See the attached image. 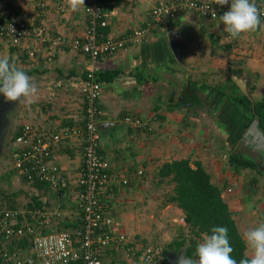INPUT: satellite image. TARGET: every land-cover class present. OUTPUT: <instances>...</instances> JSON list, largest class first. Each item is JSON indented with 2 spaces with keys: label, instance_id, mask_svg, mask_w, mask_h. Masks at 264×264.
Masks as SVG:
<instances>
[{
  "label": "crops",
  "instance_id": "1",
  "mask_svg": "<svg viewBox=\"0 0 264 264\" xmlns=\"http://www.w3.org/2000/svg\"><path fill=\"white\" fill-rule=\"evenodd\" d=\"M62 1L64 12L57 8ZM159 1L165 0H103L107 26L99 28V33L103 37H119L144 28L151 8ZM74 2L0 0V16L16 17L31 26L42 24L50 36L80 39L87 26L86 16L83 5L77 4L73 10ZM217 19L193 13L178 15L150 31L143 42L104 56L96 64L95 74L101 85L99 151L116 179L101 192L100 201L113 219V234L124 235L131 243L108 247L103 264H140L138 254L127 256L126 248L156 242L163 245L181 235L185 228L183 213L164 201V193L171 187L157 188L154 177L166 162L188 159L193 167L200 164L211 182L221 189L242 237L259 221L264 223V215L260 216L264 214V203L255 219L248 217L241 205L243 196H248L244 194V176H253L258 182L261 171L246 169L237 174L229 162L248 122L227 98L240 91L246 94L236 79L243 81L246 91H252L248 96L264 85V29L242 34L235 40L224 39L227 34ZM0 56L14 58L38 89L34 96L22 97L18 102L5 103L0 96V114L4 111L1 127L7 130L10 125L14 135L8 158L0 161V210L10 205L31 208V197H37L41 202L38 208L61 213L59 220L45 228L48 233L60 232L56 231L58 227L61 232L75 233L81 226L76 197L82 138L64 139L52 148L50 162L64 179L57 188H36L25 182L14 168L12 156L17 149L14 139L23 125L54 132L63 127H82L85 113L81 86L86 77L87 56L78 50L59 48L54 60L47 62L46 45L33 37L18 47L2 40ZM128 116L140 119L146 128L128 125ZM233 121L238 125L235 134ZM253 208L257 210L256 206ZM248 212L251 216L254 211ZM19 224L25 225L23 220ZM38 229V233L43 231ZM3 247L19 249L22 258L31 254L30 238L13 240ZM249 251L246 249L247 255Z\"/></svg>",
  "mask_w": 264,
  "mask_h": 264
},
{
  "label": "built area",
  "instance_id": "2",
  "mask_svg": "<svg viewBox=\"0 0 264 264\" xmlns=\"http://www.w3.org/2000/svg\"><path fill=\"white\" fill-rule=\"evenodd\" d=\"M257 6L264 12V5L258 3ZM57 8L60 12L65 11L63 1ZM229 8L230 2L220 6L216 4V0L159 1L151 8L144 28L119 37H103L99 33V28L107 26L103 2L86 0L83 11L87 26L80 39L66 35L50 36L42 24L31 26L16 17L6 19L0 16V42L4 40L18 47L26 39L33 37L37 43L46 45L47 62L54 60L59 48L78 50L86 55L88 60L86 77L81 86L85 113L82 127H63L54 132L47 129L38 131L31 125H23L14 139L17 149L12 156L14 168L26 178L27 183L33 184L35 180H39L57 188L64 179L60 176L59 169L50 162L52 148L61 140L79 136L82 138V166L77 180L76 197L77 207L81 212V226L75 233L41 234L37 232V228L45 229L53 221L59 220V211L27 207L0 210V264H103L102 257L108 247L131 244L124 235L113 234V219L105 213L100 201L101 192L116 179L114 180L111 174L109 162L99 151L101 85L95 74L96 64L104 56L115 54L128 45L143 42L150 31L161 28L168 19L191 13L207 19H216L212 16L213 12L218 18ZM261 21L264 22V16H261ZM125 122L135 128L147 126L132 116L126 117ZM26 218H32L36 228L27 223ZM20 220H23L25 225H20ZM26 237L31 241V254L28 257L22 258L19 249L9 250L3 247L6 243ZM126 254H138L140 264H162L164 259L163 247L157 244L133 245L126 248Z\"/></svg>",
  "mask_w": 264,
  "mask_h": 264
},
{
  "label": "trees",
  "instance_id": "3",
  "mask_svg": "<svg viewBox=\"0 0 264 264\" xmlns=\"http://www.w3.org/2000/svg\"><path fill=\"white\" fill-rule=\"evenodd\" d=\"M256 3L264 5V1L261 0L256 1ZM227 98L246 119L248 122L247 127L253 120H257L259 129L264 132V100L254 101L241 91L227 96ZM236 124V122L233 123V125ZM229 162L237 174L246 169L254 171L259 168L252 159L244 154L239 155L233 152L229 156ZM154 177L157 181V188L163 185L171 187L167 193H164V201L174 204L182 211L185 223L181 235L172 242L166 243L163 247L164 259L162 264H167L166 255L170 251L178 253L181 249H184L185 257L195 258L194 252L197 243L201 242L204 234H210L213 226L228 227L229 239L234 248L232 255L237 261L247 255V248L242 235L226 201L221 196V189L211 182L210 175L200 164L195 163L193 167L188 159L166 162L158 169ZM244 178L247 180L244 185V194L254 196L258 188L257 179L250 175H245ZM23 180L26 182L25 177ZM33 184L36 188L44 185L48 186V184L39 180H35ZM31 199L34 202L33 205L31 204L32 206L29 203L31 208L40 207L41 202L37 201V197H31ZM9 208H12V206L10 205ZM30 221L26 222L34 223L32 218H30ZM60 228L58 227L56 231H63ZM42 230L41 234L53 233H48V229Z\"/></svg>",
  "mask_w": 264,
  "mask_h": 264
},
{
  "label": "clouds",
  "instance_id": "4",
  "mask_svg": "<svg viewBox=\"0 0 264 264\" xmlns=\"http://www.w3.org/2000/svg\"><path fill=\"white\" fill-rule=\"evenodd\" d=\"M229 2V10L218 19L216 13H212L223 25L222 31L227 34L224 39L235 40L242 34L264 29V22L261 21L264 12L258 8L256 0H216L220 6ZM77 4L84 6V0H75L73 10H76ZM37 91L32 77L17 66L14 58L0 56V96L5 103L18 102L22 97L34 96ZM242 239L250 254L237 261L232 255L234 248L228 227L213 226L210 234H204L201 242L197 243L195 258L185 257L182 264H264V223L247 229Z\"/></svg>",
  "mask_w": 264,
  "mask_h": 264
},
{
  "label": "water",
  "instance_id": "5",
  "mask_svg": "<svg viewBox=\"0 0 264 264\" xmlns=\"http://www.w3.org/2000/svg\"><path fill=\"white\" fill-rule=\"evenodd\" d=\"M170 40L172 48L174 49L175 45L171 34ZM236 83L243 91H245L243 81L236 79ZM1 131H3V128L0 126V134ZM234 153L239 155H247L250 159L254 161L256 165L259 166V168L264 169V132L259 129L257 120H253L250 123V125L244 132L241 140L237 144ZM183 258H185L184 249H181L178 253L170 251L166 255L167 264H182Z\"/></svg>",
  "mask_w": 264,
  "mask_h": 264
},
{
  "label": "rangeland",
  "instance_id": "6",
  "mask_svg": "<svg viewBox=\"0 0 264 264\" xmlns=\"http://www.w3.org/2000/svg\"><path fill=\"white\" fill-rule=\"evenodd\" d=\"M251 92L252 91H248V89H247V91L245 90L246 94H249ZM253 95H254V97H253ZM253 95L252 96H248V97H251L254 101H256V100H259V101L260 100H264V85L261 84L256 89V92L253 93ZM8 119L11 120L12 119V115H10V117ZM233 123H235V122L233 121ZM237 131H238V125H233V134H235ZM13 136L14 135L12 133V128H11L10 125H9V128L7 130L3 128V131H1V134H0V161L1 160H5V159L8 158L7 154L9 152V150H10L9 146H10V142H11V139L13 138ZM259 169L261 171L260 172L261 174L258 175V176L256 174H254L260 180V181L258 180V185H259L258 188H257V192L258 193H256V195L250 196V197H249V195L246 196L245 198L243 196V199L240 200L241 201V205H243L242 208H244L246 213H248V217H253L254 219L259 216L260 213H258V210L260 211V209L262 208L263 203H264V169L263 168H259ZM238 187H239V185H238ZM254 206L257 207V210H255L253 208ZM248 209H251V211L252 210L254 211L251 214V216H250V214L248 212ZM263 215L264 214L262 213L260 216H263ZM259 220H261V219H259ZM255 222H258V219H256ZM260 223H262V221H259L257 224L259 225ZM156 244L157 245L159 244L160 246L164 247L166 243L162 245V244L156 242ZM23 253H25V252H23ZM249 254H250V251L248 252V255Z\"/></svg>",
  "mask_w": 264,
  "mask_h": 264
},
{
  "label": "flooded vegetation",
  "instance_id": "7",
  "mask_svg": "<svg viewBox=\"0 0 264 264\" xmlns=\"http://www.w3.org/2000/svg\"><path fill=\"white\" fill-rule=\"evenodd\" d=\"M3 116H4V111L2 110V114H0V118H2L1 120H0V126H1V123H2V120H3ZM250 125V124H249ZM248 128V127H247ZM241 140V139H240ZM235 150H236V147H235V149H234V152H235ZM243 155V154H242ZM245 155V154H244ZM247 156V155H246Z\"/></svg>",
  "mask_w": 264,
  "mask_h": 264
}]
</instances>
